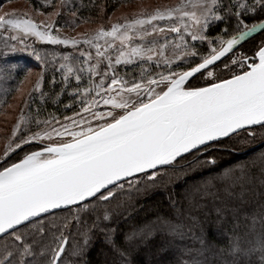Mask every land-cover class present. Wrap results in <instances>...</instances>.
<instances>
[{"label": "snow or ice", "instance_id": "6c2138e0", "mask_svg": "<svg viewBox=\"0 0 264 264\" xmlns=\"http://www.w3.org/2000/svg\"><path fill=\"white\" fill-rule=\"evenodd\" d=\"M80 7L0 15V84L35 76L0 154V264H94L97 238L95 264H264V0L141 3L63 35L95 22Z\"/></svg>", "mask_w": 264, "mask_h": 264}, {"label": "trees", "instance_id": "16d2710c", "mask_svg": "<svg viewBox=\"0 0 264 264\" xmlns=\"http://www.w3.org/2000/svg\"><path fill=\"white\" fill-rule=\"evenodd\" d=\"M18 1L26 2V3L30 4L34 9L38 8L40 6V3L42 2V0H0V5L6 4V3L18 2ZM142 1H144V0H128L127 3H125L123 6L115 9V11L122 8V7L131 6L135 3H138V2L140 3ZM54 2L58 3L59 0H54ZM76 2L81 6L79 14L83 15V16H90L92 18V20L95 21L94 23H87V24H81V25H91V24L99 23L102 18H106L110 14L112 15L115 12V11L113 12V8H114L117 0H76ZM93 4H95V7L93 6ZM100 7H103V13L100 12ZM65 19L70 20L71 17H65ZM56 20L58 23H63V20H61L60 17H57ZM34 47H36L37 50H39V51L41 50L43 53L44 51L50 52L51 50H53V48H55L57 46L37 44V45H34ZM249 47H250V45H245L244 50H248ZM60 48L62 49V47H60ZM230 55H232V54H230ZM17 58H19L18 55H12L10 57L11 63H13L14 60H16ZM227 59H228V57L225 60H227ZM0 63H2V62H0ZM16 75H17L16 79L12 82H8V84H6L7 86H5L4 84H1V85L5 86V88L10 89L11 91L6 95L4 92H2V90H0V122H1L2 111L7 107L6 105L10 104L9 102H13L15 100L16 94L18 93V92H16V89L22 87V85H23L24 74L18 73ZM196 82L197 83H203L204 81H196ZM44 87L45 88L48 87L47 77L45 78ZM35 95L36 94H34L35 103L30 105L31 107H35L36 105L41 104V101L39 100V96L38 95L35 96ZM21 103H22V100H21ZM47 110L48 111H56V114L61 116V117L65 114L71 115V110L69 109L66 111L64 109L63 105H61L58 110L54 109L51 105H48ZM43 114L46 115V112ZM14 122H16V121H13V123L11 122L12 123L11 125H14ZM4 146H5V144L0 145V154H2ZM262 146H264V145H259V144L257 145V147H262ZM255 150L256 149H254V148H250L247 151L242 149L238 153L216 152V154L218 155L219 167L225 168V167H228L229 165L243 161L244 159H246L248 157V155L251 152H253ZM161 208H163L162 200H161ZM211 208H212V206H211V204H209L207 210L211 211ZM164 210H166V209H164ZM197 214L200 215L201 220H204L202 212L197 213ZM149 215H151V214L149 213ZM215 218H216L215 214L212 213L209 216L208 220L214 221ZM185 223H190V222L185 221ZM244 223H247V222H244ZM215 227L216 226L213 223H210V222L204 223V228L209 233L213 232L215 230ZM259 227H260L259 224H257V230H259ZM76 238L79 239V237H76ZM159 242H160V240H159V238H157L155 241H152L151 243L153 244V246H155ZM69 244H71V237L69 239ZM101 247H103V245L101 244L99 238H97V240L95 241V245H94L92 251L90 252V257H91L92 261L94 262V264L98 258L97 253Z\"/></svg>", "mask_w": 264, "mask_h": 264}, {"label": "rangeland", "instance_id": "374dc122", "mask_svg": "<svg viewBox=\"0 0 264 264\" xmlns=\"http://www.w3.org/2000/svg\"><path fill=\"white\" fill-rule=\"evenodd\" d=\"M175 2H176V0H162V1L161 0H144L140 3L138 2V3H135L131 6L122 7L120 9L116 10L111 15V18H112V20H116L118 17H120L124 13L134 12L137 10L138 5L141 3H143L145 6H152V5L161 4V3L171 4V3H175ZM29 9H34V8L26 2L18 1V2L6 3V4L0 5V15L5 14V13H20V12L28 11ZM34 18L38 21L44 19V17L39 16L38 13L34 15ZM97 24L98 23L91 24V25H81L80 27L76 28L75 31H73L71 28H64V29H62V34L63 35H69V36H76L78 33H83L87 30H91V29L95 28L97 26ZM37 44H41V43H39V42L34 43V45H37ZM41 45H45V44H41ZM57 47H62V46H57ZM14 55L19 56V58L14 60V62H13L14 64H16L18 66H23L25 68H32V69H34V71L38 70V69H36V65L38 62L31 55H28L25 53H17ZM224 74L227 75V72L225 71ZM15 79L9 80L8 82H12ZM34 79H35L34 74L29 76L27 79L23 78L24 82H23L22 87H20V88L24 90V93H23L24 96H26L27 91L29 89H31L32 81ZM4 85L7 86L6 84H4ZM5 86L0 84V89L5 88ZM36 95H38V94H36ZM21 100H22V94L17 93L15 100L13 102H9L10 104H8V105H11V107L7 106L2 111L1 122H0V138H1L0 139V145L6 143V137H8L10 135L12 127H13V125H11V124L13 123V121H16V119L18 118V116L20 114L21 105H22ZM25 111H27V109H25ZM14 124H15V122H14ZM18 135H19V133H18Z\"/></svg>", "mask_w": 264, "mask_h": 264}, {"label": "water", "instance_id": "95a60500", "mask_svg": "<svg viewBox=\"0 0 264 264\" xmlns=\"http://www.w3.org/2000/svg\"><path fill=\"white\" fill-rule=\"evenodd\" d=\"M231 53L227 54L225 57H223L222 59L225 60ZM219 63V62H218Z\"/></svg>", "mask_w": 264, "mask_h": 264}]
</instances>
